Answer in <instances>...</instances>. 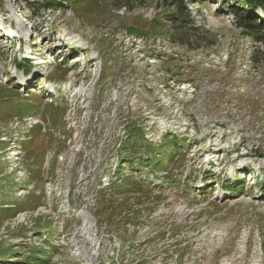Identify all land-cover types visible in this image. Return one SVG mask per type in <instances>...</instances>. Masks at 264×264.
I'll use <instances>...</instances> for the list:
<instances>
[{"label":"rangeland","instance_id":"rangeland-1","mask_svg":"<svg viewBox=\"0 0 264 264\" xmlns=\"http://www.w3.org/2000/svg\"><path fill=\"white\" fill-rule=\"evenodd\" d=\"M124 2L0 0V264H264V40Z\"/></svg>","mask_w":264,"mask_h":264},{"label":"trees","instance_id":"trees-1","mask_svg":"<svg viewBox=\"0 0 264 264\" xmlns=\"http://www.w3.org/2000/svg\"><path fill=\"white\" fill-rule=\"evenodd\" d=\"M74 2L78 0H72ZM124 2L126 5H131L134 2H140V4L144 3L140 0H119ZM202 0H157L162 6L173 9L174 13L169 15L170 23L177 22H188L186 19V3H198ZM229 4L233 3L231 6V15L235 19V24L238 28L250 35H254V38L258 42H263L264 40V22L262 18H260L257 14L258 9H261L264 12V0H228ZM115 4V3H114ZM139 4V3H138ZM190 24L192 28H194L193 19L190 18Z\"/></svg>","mask_w":264,"mask_h":264}]
</instances>
